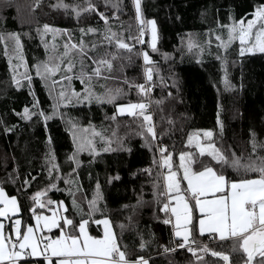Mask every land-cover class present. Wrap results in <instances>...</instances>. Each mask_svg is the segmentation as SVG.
Instances as JSON below:
<instances>
[{"label":"trees","instance_id":"obj_1","mask_svg":"<svg viewBox=\"0 0 264 264\" xmlns=\"http://www.w3.org/2000/svg\"><path fill=\"white\" fill-rule=\"evenodd\" d=\"M57 1L0 0V34L17 33L21 36V51L31 74V88L40 101L39 107L46 113L52 112L53 99L44 82L34 74L33 67L37 60L44 61L46 55L38 27L42 22L60 27H78L77 20L60 8L53 7ZM83 1L86 3V0H79V6H84ZM117 2L120 5L116 12L118 19L126 22L129 18L133 19L131 0ZM259 2L141 0L143 19L155 20L158 31L157 51L153 52L146 44L143 46L154 62L151 65L153 80L150 96L155 128L167 151L173 154L175 171L180 172L177 158L180 152H191L194 159L205 163L210 159L207 155L200 157L194 148L188 146L187 138L195 131L212 130V141L229 158L232 153L244 158L252 154L253 132L258 144L264 142V54L246 53L241 57L233 48L225 54L204 48L195 57L181 46V39L188 33L212 29L217 23L228 22L229 16L237 20L246 14L250 17L254 5ZM92 3L109 20L112 19V0H108L107 4L105 0H92ZM78 20L79 27L84 29L105 26L95 12H82ZM128 24L123 22L121 25L126 29L131 26ZM127 36L128 32H124V37ZM124 42L133 43L126 38ZM5 45L0 40V186L7 194L18 197L22 211L15 216L32 223L29 197L51 182L56 184V188L46 189L42 199L62 201L66 209L64 214L77 222L81 215L89 219L88 203L99 197V210L92 213L87 225L89 233L100 236V225L95 221L107 217L117 242L131 260L142 256L149 264H224L221 258L199 251L196 255L201 260L198 261L187 248L176 247L181 239L173 235L171 224L163 223L167 216L160 211L164 198L158 193L164 191V184L155 141L150 134L139 135L144 131L140 127L142 117L116 114L113 120L116 113L113 103L98 104L93 101L62 106L63 113L79 126L91 123V127L101 134L93 137V150L86 146L85 150L77 151L69 128L60 116L55 115L45 122L35 116L25 120L17 114H22L26 106L32 111L33 96L27 81L20 82L19 87L13 82L11 52L7 48L8 54L5 55ZM113 45L118 49L119 58L114 63V69L121 79L119 84L128 90L116 103L146 101V96L141 97L137 89H129L125 82L143 83L140 56L136 55L137 44H134L133 52L118 48L115 40L105 48L111 49ZM6 128L11 131H5ZM49 136L52 138L51 145L47 142ZM105 148L108 150L104 151ZM50 152L55 155L53 164L59 165L60 179H56L57 173H53L51 178L48 175L46 155ZM256 152L264 155V149L259 147ZM73 155L79 163L67 159ZM216 167L219 170V166ZM224 174L230 178L237 176L230 167L225 168ZM32 177L36 180L33 181ZM25 179L30 181L26 189L22 187ZM73 199L79 208H73ZM80 209H83L82 213ZM42 211L49 212L47 208ZM4 223L6 232L10 231V220ZM121 225L124 227L121 228ZM58 233L53 229L50 235ZM141 238L145 242L144 248L140 247ZM196 240L197 245L194 246L207 245L213 251L229 253L230 260L235 264H243L247 258L242 250L231 251V241H219L209 234L197 235ZM258 259V256L254 258ZM37 260H29V263H36Z\"/></svg>","mask_w":264,"mask_h":264},{"label":"snow or ice","instance_id":"obj_2","mask_svg":"<svg viewBox=\"0 0 264 264\" xmlns=\"http://www.w3.org/2000/svg\"><path fill=\"white\" fill-rule=\"evenodd\" d=\"M108 3V0H105ZM132 5L135 10V20L138 22V35L133 36L129 31L126 39L133 43H126L124 39L117 36V33L112 32L108 27L109 17L100 12L97 5L92 3V0H86V7H78L77 5H67L58 3L53 7H60L67 10L71 7L73 13L79 18L82 12H95L100 19L105 23V31L111 33L105 39L111 40L114 38L116 45L120 49L128 52L134 51V44H147L153 52L157 51L158 31L155 20L143 19L141 0H132ZM113 8H119V3H113ZM113 18H116L113 13ZM233 22L227 25H222L227 31V40L217 36L220 41L218 47L227 50L233 40H239L240 49L239 55L243 57L247 54L261 53L264 54V0L254 5V10L251 13V18H247V14L240 19H234L229 16ZM45 31L53 33L67 30L50 28L45 24ZM146 30L150 33V39L145 41L144 37ZM82 35L87 33L96 34L99 30L88 27L80 29ZM123 31V29H122ZM9 37L14 40V52L17 54V60L20 61L16 67L12 68L13 82L20 86V81L16 79L18 68L25 63L21 53L22 45L20 37L16 33L9 34ZM254 37V39H253ZM5 36L0 34V40H5ZM86 45L81 39L77 43H65L64 51L59 56L54 57V63L51 65L48 62H40L34 65L36 75L45 81L47 85L48 79L61 70V64L64 57H68L73 49H78L81 56L86 55ZM96 47L95 44L92 45ZM191 47V45H189ZM7 45L5 47V55H7ZM136 55L141 56L144 62V83L132 84L127 80L129 89H137L138 95L141 97L147 96L151 91V82L153 80L154 63L147 50L136 52ZM218 59L220 57H217ZM91 59V58H90ZM97 66L92 69L91 73L84 70L83 61H81V71L76 77L84 85L80 92L73 90L70 95L66 94L65 90L61 89L55 97H53L52 112L46 113L39 107L40 101L35 97L34 91L31 88V76L25 72L21 73V77L27 81L30 94L33 96L32 111L26 106L21 115L23 119L30 120L33 116L42 118L45 122L57 114V109L61 104L71 103L75 98L76 103H113L116 108V113L113 114L114 120L116 114L127 113L129 116L136 118L142 117L140 127L144 131L139 135L145 136V133L150 134L155 139L154 127L151 123L152 117L146 114L148 103L143 99L139 101L129 100L127 103H116L118 97L123 94L120 88L105 87L103 93L97 94L91 84L93 78H99L102 75L101 69L105 66L108 70L112 69V64L107 59L92 60ZM11 67V65H10ZM67 72H72L74 64L71 58L63 64ZM72 79V77H64L61 79ZM57 81L52 80L55 85ZM228 84V81L225 80ZM51 95V91H50ZM63 119V116H61ZM219 124L220 121L218 120ZM91 123L87 127H79L77 123L70 122L69 131L73 137V143L76 145L77 151L85 150V147L92 145V140L81 133H87ZM5 131H11L6 128ZM203 137L197 133L196 135L189 134L188 144H196L199 149V156L207 155L210 159L207 163L203 160L197 161L194 159L191 152L179 153V169L182 170V175L179 171L173 170V154L167 151L166 146L157 145V150L161 154V167L167 168V173L163 175L164 191L158 195L163 197V206L160 211L165 213L169 218L164 219L163 223L173 225V235L182 238V243L177 247L184 248L187 246L189 252L196 255L197 252L211 251L212 256L222 259L224 264H235L230 260L229 253L222 251L210 250L207 245L203 247L197 245L196 236H203L208 233L213 239L219 241H231V251H241L246 254V260L243 264H264V155L257 154V147L264 149V142L259 143L256 140V134L252 135V154L247 158L243 156L237 157L235 153L229 156L223 154L212 141L213 131L202 130ZM92 135H101L92 128ZM103 139V137L101 136ZM205 139V143H201V139ZM48 144H52L51 136L48 137ZM151 147V145H149ZM108 149L105 148L104 151ZM48 161V175L51 178L53 173H57L56 179L61 177L59 173V165L53 164L55 159L54 152L46 155ZM70 161L79 163L74 160V155L67 158ZM196 165V167H194ZM219 166L217 170L216 166ZM232 168L237 173L236 178H230L224 174L225 168ZM75 171V170H73ZM249 173L256 175L250 176ZM35 181L36 177H32ZM182 181L186 182V187H182ZM65 183H68L65 180ZM30 186V181L25 179L22 187L25 189ZM56 188L55 183H49L45 189L37 190L30 197L31 212L30 219L34 223H26L22 218L17 217L12 219V215L21 213V205L16 195H9L5 188L0 186V217L10 220L8 228L5 230V223L0 220V264H29L31 258H41L36 261V264H149L148 260L142 256H137L135 260L128 258L125 250H122L117 242V237L112 230L111 222L107 217L96 220L95 223L103 225V235L92 236L88 233L87 225L90 222L93 212L98 211L97 200L95 197L89 201V219H81L77 222L68 215L62 213L64 205L62 201H53L51 199H42L46 194V189ZM99 189V184H97ZM56 205V207H52ZM47 208L50 215H45L42 211ZM73 208H79L76 200L73 199ZM38 209L40 211H38ZM66 211V209H64ZM83 212V209H80ZM197 213L199 215L197 216ZM124 226L121 225V228ZM56 229L59 234L45 235V231L51 233ZM141 248L145 247V242L141 238ZM166 251L168 249H165ZM258 256V260H254ZM199 261L201 257L196 255Z\"/></svg>","mask_w":264,"mask_h":264},{"label":"rangeland","instance_id":"obj_3","mask_svg":"<svg viewBox=\"0 0 264 264\" xmlns=\"http://www.w3.org/2000/svg\"><path fill=\"white\" fill-rule=\"evenodd\" d=\"M112 1H113V3L114 2L116 3L118 0H112ZM58 3L67 4L69 6L77 5L78 7H81V8L86 7L85 1H83L84 6L82 4L79 6V0H58L56 2V5ZM131 4H132V0H131ZM119 7H120V5H119ZM58 8H60V7H58ZM60 9L63 10L64 12H66V14L69 15L70 17H73L75 20H77L75 22H76V26H78V27H76V28L60 27V26H57V25H54V24L42 22L41 25L38 27L39 28V35H40L39 38L41 40V43L43 44V47L45 48V51H46L45 54L46 55H45L44 61H41V62H48L50 65H51V63H54L55 62L54 61V57L59 56L61 53H63L64 45H65V43H68V42L79 44V42L82 39L87 47H86V50H85L86 51V55H84V56H81L79 54L78 49H73L69 53L68 57H64L63 58V62L61 64V70L59 72H57V73H54L48 79L47 85L45 84V81H43L45 86H46V88H47V90L49 91V94H50V91H51V95L50 96L52 97V99H53V97L58 95V93H59V91L61 89L65 90L66 94H68V95H70L73 90H75L76 92H80L83 89L84 85L80 82V79H78L76 77L79 75V73L81 71V61H83V64L85 66L84 70L89 72V73H91L92 69L97 66L95 63L92 62L93 59H95V60L107 59L112 64V69L111 70H108L107 67L105 66L104 68L101 69L102 75L99 78H95V77L93 78L91 84H92V86L94 88V91L97 94L103 93L105 91V87L104 86H106L108 88H112V89L120 88V89H122L123 94L120 97H118L117 100L123 99V96L127 94L128 90L127 89L125 90L124 89L125 87L119 84L121 79L117 76V71L114 69V63H115L116 60L119 59V58H117V50L118 49L114 45L111 47V49L105 48L106 45H109V44L111 45V42H113L115 40L113 38L111 40V42H109V40L105 39V37L106 36H110L111 33L106 32L105 31L106 26H104L101 29H98L100 31H98L96 34H91V33H86L85 32V34L82 35V33L80 31L81 28L79 27V20H78L79 18L75 15V13H73L71 7H69L67 10H65L64 8H60ZM118 9L117 8H113L111 10L112 19L109 20L108 27H110L112 29V32L117 33V36H119L122 39L126 38V37H124V31L128 32V34H129V31H130L131 35H133V36L138 35V22L135 20V10H134L133 5H132V10H133V15H134L133 19L129 18L127 20V22L118 19V15L116 13ZM113 13H115L116 18H113ZM247 18L250 19L251 16L247 17ZM145 21H147V20H145ZM123 22L125 24L129 23L128 25L131 24V26L125 29L121 25ZM232 22H233L232 20H229L226 23H217V24H215L214 28L208 29V30L205 29L204 32L188 33L181 39V46L189 54H191V55H193L195 57H198L201 54L202 49H204V48H212L216 52H218L219 54H225L228 50H230L232 48L233 49H237V51L239 52L240 43H239L238 39L237 40H233L230 43V45L227 48V50H225L224 48L218 47V45L220 44V41L216 39L217 36H220L222 39L227 40V31H226L225 28L222 27V25H227V24H230ZM45 24L49 25L50 28H55V29H60V30H65L66 29L67 32H64V31H60V32H56V33H53L52 31H47L46 32L44 27H43ZM91 27L93 28V26H91ZM122 29H123V31H122ZM9 34H11V33H7V34L4 35L6 39L3 40V41L7 45V48L11 52L10 57L12 58V63H11V69H12V68L16 67V65L19 64L20 61L17 60V54L14 52V44H15V42H14V40H12L9 37ZM19 37H20V41H21V36L19 35ZM144 39H145V41L150 39V33L147 30H146V34H145ZM253 39H254V37H253ZM129 42H132V41H129ZM93 44L96 45L95 49L92 47ZM136 44H137V52L145 50L143 48L144 44H140V43H136ZM189 45H191V47H189ZM145 46H148V45L146 44ZM89 50H93L94 52H90ZM22 53L23 52L21 51L20 54H22ZM69 58H71V60H72V62L74 64V68H73L72 72H67L64 69V67H63V64L67 63ZM24 61H25V59H24ZM37 63H40V61L37 60L35 65ZM140 64L142 65V73H143L142 77H143V83H144L145 82L144 81V62H143V59H142L141 56H140ZM25 72H27L29 75H31L29 73V71H28V68L26 67V62L24 64H22L18 68V74L16 75V79L19 80L20 82L25 81L21 77V75H19V74L25 73ZM34 72L36 73L35 67H34ZM11 74H12L11 76H12V79H13L12 70H11ZM62 76H64V77H72V79L69 80V79L66 78V79L62 80L61 79ZM52 80L57 81V83L55 85H53L52 84ZM151 84H152V82H151ZM150 92L146 96V99L147 100L149 99L150 101H152L151 100V96H150ZM74 103H76L75 102V98L72 99L71 103L61 104L59 106V108L57 109V114L56 115H58L60 117L63 116L62 120L64 121V123H65L67 128L70 127V122H75V121L70 119L69 117H67L63 113L62 106H66L68 104H74ZM119 103H127V102H119ZM124 114H127V113H124ZM124 114H120V115H124ZM77 125L79 126L78 123H77ZM79 127L83 128V127H87V126H79ZM197 133H199V135L201 137H203V131H195V133H192V134L196 135ZM81 135L88 136V139L92 140V145L89 148L91 150H93L94 149V138H93L94 136L92 135V127L89 128V131L87 133H81ZM71 136H72V134H71ZM205 142H206V140L202 138L201 139V143H205ZM187 143H188V138H187ZM188 146L189 147L191 146L192 148H194L196 150L197 153H199V149L196 147L195 143H193L191 145L188 144ZM177 158L179 159V154L177 155ZM158 162H159L160 169L162 170V173H164V171H166L167 168L166 167H161V156H160V158L158 157ZM0 206H2V205H0ZM54 207H56V205H54ZM61 211L64 214V209H62ZM44 214L45 215H50L51 213L50 212H44ZM15 215L16 214L12 215V219L17 218ZM100 219H102V218H100ZM32 223H34V221ZM111 227H112V225H111ZM87 230H88V227H87ZM100 230H101V234H100V236H101V235H103V225L102 224H100ZM112 230H113V228H112ZM88 233H89V230H88ZM44 234L45 235H50V233H48L47 231H45ZM52 236L54 237L55 235H52ZM181 241H182V239H181ZM210 250H212V249H210ZM204 253L212 255L211 251H207V252H204ZM244 255H246V254H244Z\"/></svg>","mask_w":264,"mask_h":264},{"label":"built area","instance_id":"obj_4","mask_svg":"<svg viewBox=\"0 0 264 264\" xmlns=\"http://www.w3.org/2000/svg\"><path fill=\"white\" fill-rule=\"evenodd\" d=\"M145 102L148 103V105H149L146 114H150L151 117H152V121H151V123H152V125H153V127H154V131H155V139H154V141H155V148H156L157 155H158V157L160 158L161 154H160V152L157 150V147H156V146H157V145L165 146V143L159 138L158 134L156 133V128H155V122H154V117H153V109H152L151 101L148 99V100H146ZM167 218H169V217L167 216L166 219H167ZM182 242H183V241H179V242H177V243L179 244V243H182ZM176 247H177V246H176ZM185 248H187V246H186Z\"/></svg>","mask_w":264,"mask_h":264},{"label":"crops","instance_id":"obj_5","mask_svg":"<svg viewBox=\"0 0 264 264\" xmlns=\"http://www.w3.org/2000/svg\"><path fill=\"white\" fill-rule=\"evenodd\" d=\"M179 164H180V161H179V159H178V166H179ZM174 170V169H173ZM175 171V170H174ZM180 172H181V175H182V170L180 169ZM167 173V170L166 171H164V173H163V175H165ZM185 183V186L184 187H186V182H184ZM163 184H164V182H163ZM199 215V213H197V216ZM4 222V221H3ZM172 226V228H173V225H171ZM173 230V232H174V229H172ZM205 234H208V233H205ZM178 238V237H177ZM179 239H182V238H179ZM39 260V259H41V258H31L30 260ZM29 264H36L35 262H31V263H29Z\"/></svg>","mask_w":264,"mask_h":264},{"label":"bare ground","instance_id":"obj_6","mask_svg":"<svg viewBox=\"0 0 264 264\" xmlns=\"http://www.w3.org/2000/svg\"><path fill=\"white\" fill-rule=\"evenodd\" d=\"M123 19H124V18H123ZM120 26H121V25H120ZM69 27H70V26H69ZM40 28H41V27H40ZM76 30H77V29H76ZM70 31H71V30H70ZM132 31H133V30H132ZM38 32H39V31H38ZM74 32H75V31H74ZM124 32H125V31H124ZM3 33H4V32H3ZM86 33H87V32H86ZM39 36H40V35H39ZM41 36H42V35H41ZM122 36H123V35H122ZM41 39H42V38H41ZM126 40H127V39H126ZM40 41H41V40H40ZM103 41H104V40H103ZM90 48H91V47H90ZM95 48H96V47H95ZM95 48H94V49H95ZM119 51H121V50H119ZM121 52H122V51H121ZM123 54H124V53H123ZM117 55H118V54H117ZM126 55H127V54H126ZM127 56H128V55H127ZM124 57H125V56H124ZM128 57H129V56H128ZM128 57H127V58H128ZM125 58H126V57H125ZM42 61H43V60H42ZM114 88H115V87H114ZM131 89H132V88H131ZM152 109H153V108H152Z\"/></svg>","mask_w":264,"mask_h":264},{"label":"water","instance_id":"obj_7","mask_svg":"<svg viewBox=\"0 0 264 264\" xmlns=\"http://www.w3.org/2000/svg\"><path fill=\"white\" fill-rule=\"evenodd\" d=\"M0 220H3L4 222H8L9 220L8 219H5V218H3V217H0Z\"/></svg>","mask_w":264,"mask_h":264}]
</instances>
